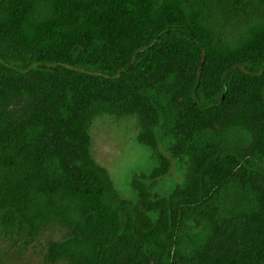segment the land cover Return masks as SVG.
<instances>
[{
    "label": "trees",
    "instance_id": "1",
    "mask_svg": "<svg viewBox=\"0 0 264 264\" xmlns=\"http://www.w3.org/2000/svg\"><path fill=\"white\" fill-rule=\"evenodd\" d=\"M8 38L34 55H0V71L77 83L29 120L0 116V235L21 250L54 231L43 264H173L167 253L186 246L195 259L217 226L256 209L237 170L264 174V152L248 124L209 115L242 80L259 82L264 104V0H0V43ZM184 59L194 68L181 100L174 82L150 79ZM102 114L134 115L156 160L133 175L134 198L93 156ZM51 129L57 147L45 141ZM173 158L185 179L160 194ZM226 264H264V237Z\"/></svg>",
    "mask_w": 264,
    "mask_h": 264
},
{
    "label": "rangeland",
    "instance_id": "2",
    "mask_svg": "<svg viewBox=\"0 0 264 264\" xmlns=\"http://www.w3.org/2000/svg\"><path fill=\"white\" fill-rule=\"evenodd\" d=\"M0 55L34 54L29 48L8 38L0 43ZM193 68L185 59L177 63H164L151 75L150 80L165 79L174 82L178 98L184 100L187 95L186 84ZM215 79L214 73L209 72V82L215 83ZM76 84L73 77L69 76L29 72L23 77L17 71H0V116L18 122L29 120L34 117L37 106H57L55 96L59 88L65 89ZM263 106L259 82L242 80L209 117L217 121L236 118L245 122L254 133L256 148L264 152ZM139 128L134 115L112 114L97 116L91 126L93 156L108 169L115 187L127 198L136 196L130 184L133 175L148 172L156 165L150 148L137 138ZM45 141L50 146L57 147L60 143L58 132L55 129L49 130ZM161 147L167 152L164 142ZM237 173L242 182L247 180L254 191H259L251 192L256 209L217 226L207 243L197 249L195 259L189 254L191 249L183 246L182 250L167 253V261L173 256V264H226L227 257L233 250L251 245L264 237V174L247 172L243 168L237 170ZM184 179V167L173 158L171 171L157 182L154 190L167 194ZM60 236L54 231L42 232L27 249L21 250L18 245L0 235V264H43L47 241ZM149 264H161V260L154 257Z\"/></svg>",
    "mask_w": 264,
    "mask_h": 264
}]
</instances>
